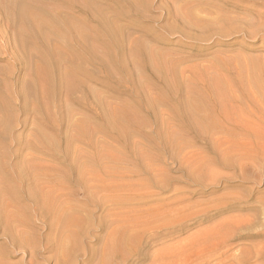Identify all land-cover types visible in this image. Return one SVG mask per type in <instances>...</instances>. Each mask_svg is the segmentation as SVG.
Returning a JSON list of instances; mask_svg holds the SVG:
<instances>
[{"label":"rangeland","instance_id":"1","mask_svg":"<svg viewBox=\"0 0 264 264\" xmlns=\"http://www.w3.org/2000/svg\"><path fill=\"white\" fill-rule=\"evenodd\" d=\"M2 1L4 2L5 0ZM2 1L0 2L2 8L0 9V17H2V10L5 6H8L7 8L11 11V8L14 10L18 3L16 2L14 4L11 3L12 0H6L3 4ZM18 1H20L18 4H22L23 8H26V6H28L27 2H30L31 0H23L26 2V6L23 4L24 2H22V0ZM79 1L81 3L76 0L79 8H68L56 5L57 2L55 3V1H50V4L48 2L46 6L51 10L50 13H57L62 10V19L61 16L57 17L61 25L59 30L61 29L60 33L62 40L58 37L57 39L55 36H52V40L50 41L53 43V46L55 45L56 49H59L58 52H62L61 55L59 53L58 57L61 60V66L69 68L73 64L71 67L74 66L77 70L75 72L76 75L78 74L76 76L77 83L78 78L81 80V83L79 80L80 85L79 83L77 84L80 87L77 86L79 91L82 90L81 84H83L85 80L84 84L87 89L85 90L84 87L82 88L86 92L81 91L79 93V91H74V89L72 91L74 95H71L69 91H66L65 87L63 89L60 84V86L58 85V82L56 81L60 80L57 79V74L53 75V78L56 77V81L52 78L54 80L52 83H57L55 84L56 86L51 84L49 89L46 82H41L34 77L33 66L38 65V59L35 57L37 56V53L35 52L36 55L33 54L34 56H30L28 59L27 63L29 62V65L27 64L26 69L21 70H19L18 64L13 60L0 58V99L5 98V103L0 100L3 104L2 106L0 103V106L2 107V109H0V126L3 125L0 127L1 133L3 134V127L6 129V131L3 130V139L2 136H0V156L2 153V156L0 157V165H7V168L4 167L5 165L3 167L9 172L11 171L13 174L18 170L24 169L23 171H27L28 173V171L31 172V168L34 170L36 167H40L39 169L45 167L44 170L43 168L39 170L40 172L43 171L42 173L37 170L38 168L35 169L36 172L35 170L31 172L35 178H31V173H28L29 182L32 184L35 179L34 183L37 185L34 183L33 185H35L38 190L41 191V194H43V206L41 204V207L38 206V209L36 204L32 201L30 202L27 197L26 199H24L25 196L22 198V193H19L14 197L18 199L21 195L19 198L21 201L19 199L18 201L16 199L12 200L14 204H17L18 206H15L14 204L12 205L13 202L11 200L6 202L7 207L8 205L10 206L8 207L9 210L6 205L1 208L2 205L0 204V209L6 207L4 212L3 210H0V216L5 214L7 217L5 218L3 215V220L0 217V264H151L153 250L160 248L164 244H170L168 258L169 264H264V172L261 168L256 167L253 161L251 159L249 160V157L248 159L246 158L249 156L247 152L240 153V149L244 150L245 148H248L245 149V151H249V147L247 146L248 138L246 137L247 121L246 117L244 118V116H242L243 114H247L248 103H244V109H240L237 102L235 100L233 101V96L236 95V92L238 91L233 92L235 86L232 87L233 85H236V81L240 78V75L244 76V74H247L245 72L250 66V60L248 59L251 56L247 58L248 62L244 57H247V54L251 55L254 53L255 55L252 54V56L260 58L261 60H258L262 62L264 58V49H262L263 52L261 50L251 51V49L248 48L250 45L249 38L241 32H237L236 28H238L240 24L237 20L239 18L235 19V17L240 13L230 12L229 9H231V6L227 5L226 7L222 5L219 3L220 0H132L135 4H133L134 2H131V0H95V2L92 0L91 4L89 3L91 0H86L88 2H85V0H83V2L82 0ZM31 3L33 4V1H31L29 5H32ZM131 5H133V7ZM97 6L99 10L97 9ZM28 9H30V6H28ZM88 9L90 10V13ZM220 9L222 10V13ZM225 9L226 13H224ZM84 10H86V12ZM217 10L219 11V14L217 13ZM64 11L65 13H63ZM99 11L101 12V14L99 13L100 15L97 13ZM91 12L93 13L91 14ZM12 13L13 11H11V14ZM221 14L224 16L222 17ZM13 15L15 16V14H12L11 16ZM102 15L103 18L101 19L103 20H99V16L102 17ZM219 15L221 18L218 17ZM230 15H232L231 17L233 19L229 18ZM63 17L66 21L68 18L70 19L67 23L71 21L72 27L70 26V23H68V25L64 21ZM217 17L218 20H221L217 21ZM224 17L228 20L226 18L223 20L222 18ZM1 20L0 29L1 27L4 29L8 24L7 26L5 25V19L2 18ZM11 20L16 21V18ZM109 21H112V23L114 21V23L109 24ZM228 21L230 24H228ZM99 22L108 24L101 25ZM2 23L3 26L1 25ZM13 23L15 22L13 21ZM111 24L114 26L113 29H116L117 27L116 31L111 29L113 27ZM115 25L117 26L115 27ZM74 26L75 29L77 28V31L74 30ZM110 26L111 28H109ZM106 27L112 31L111 34L113 39L106 34V31H104L105 33L102 32V30H106ZM7 28L9 29L10 27ZM226 28L229 29L227 30ZM8 29H6L7 33L10 32L12 35L15 34L13 26L10 28L11 30L9 29L10 31H8ZM233 29L235 31L234 33ZM117 30L119 31V35L117 34ZM120 31L123 34H121ZM102 33L103 38L101 36ZM116 34L119 36H117L118 40H115L117 39L115 37ZM71 36L73 39L70 38ZM106 37L107 40L105 39ZM111 40L114 42L116 41V43ZM102 41L104 43H102ZM111 43L115 44V46H112L113 44L111 45ZM85 44L88 45L93 52L91 56L88 55L89 57L82 54L84 56L80 57L81 59H74V61H71L67 58V54L64 53H68V49H71L72 47L77 48L79 51V48ZM138 45L144 47L140 46L143 51L137 50V48H139ZM117 46L119 48H117ZM133 49L135 50L134 52ZM151 50H153L152 53ZM154 51L155 53H153ZM30 52L33 53L32 51ZM148 52L151 54L149 55ZM135 53H140L138 54L139 57ZM239 54L242 55V57L244 56L243 58H240L242 60H236V58L240 56ZM99 57L102 58V62ZM132 58L135 62L131 61ZM135 58L139 59L136 60ZM67 61L70 63V66H68L69 63ZM137 61H140V63H138L140 66H137L138 64L136 65ZM234 61L237 64L241 63L240 65L244 67L241 68L239 64L237 66V68L240 67L238 68V72L240 73V69H242L243 74L241 73L239 75V73H235L236 71H234V69L237 68H234V66L237 64H233ZM242 61L248 63V68L246 66L247 69L242 65V63L245 65ZM36 62L37 64L33 65ZM105 62L108 65L105 64ZM261 62V66H264L262 65L264 63ZM226 63H228L229 66ZM78 64L79 66L76 67ZM79 67L80 70L78 69ZM79 74H84L86 77L83 78V75L80 76ZM164 74H168L166 75V78L162 77ZM237 74L239 78L237 77ZM126 75H130L131 77H128V79L126 78ZM207 75L210 76L208 77ZM136 77H138V79ZM246 77L247 76L245 75V77L242 78L244 79ZM145 81L146 83H144ZM233 81L235 84H233ZM245 81L247 82V78ZM139 82L143 85L141 84L140 86ZM247 83L244 84L246 86L244 87L246 93H248L246 88L247 90L249 89ZM86 84L88 87H86ZM167 84L168 90L166 88ZM138 85L140 86L139 90H141L143 86H146L143 88L147 89V91L144 89L146 92L143 90V93L140 94L141 91L138 90ZM45 86L49 89H47L49 92L46 90L47 93L50 94V92H52L51 89L53 92L55 91L54 93L52 92L53 95L50 94L49 96L45 93ZM187 86L188 89H186ZM169 88L171 90H169ZM7 89L9 91H7ZM22 89L27 92V107L25 108L20 106L22 103L20 100V90ZM62 90L66 91V95L69 96H67L68 98L65 95V91ZM196 90L198 95H200L201 92L200 96H202V98L195 96L197 93ZM211 90L213 93L216 91L217 96L219 95L221 97H217L216 94H214L217 98L215 96L212 98L211 96H213V93H211ZM184 91L185 93H183ZM67 92L69 94H67ZM162 92L165 93V96H163L164 94ZM223 94L225 96H222ZM145 95H148V97L146 98ZM168 95L170 96V98L168 97L169 99L167 98ZM173 95L174 97H172ZM189 95H191V97ZM150 96H154V101L156 99L157 103L155 102V105H152L154 101ZM158 96H163L166 100ZM192 96H194V98ZM204 96L207 97L208 100H206ZM203 97L206 101L203 100ZM70 98H72V100ZM144 98L147 99L146 103H148L149 98V107L146 103V106H143L145 101ZM183 98L184 100H182ZM190 98H192L191 101L194 100L193 103L198 102L199 100L201 101L195 104L201 108L203 114L201 112L200 114L208 118L205 127L204 125L198 124V126H200L199 128L196 123L192 124L185 118L188 116L186 115V111L188 112V110H186L187 108H185V106L187 107V105L185 104H188L189 101L187 102V100ZM221 98H223V100H221ZM160 99H163L165 104L162 103L163 100L161 101ZM202 100L204 102H202ZM140 101L141 103H139ZM176 101L184 106L181 104L179 105ZM191 101L189 104H192ZM231 101H233V103ZM200 103L203 104V106L206 103L212 104L211 106L206 104L207 107L205 105L206 108H203L206 110L203 111V106L201 107V105H199ZM215 103H217V105H215ZM5 104L7 107L9 106L12 108L8 107L7 111V107L4 109ZM101 104L104 109L101 107ZM233 104L235 106H233ZM137 106L142 107L138 108ZM179 107L181 108V111H179ZM210 107L212 109V111H210H214L213 113L209 111L213 114L212 116L209 112H206ZM67 108L69 109L68 111ZM176 108L178 112H180L178 115H176L178 113L175 111ZM234 108L235 110H233ZM237 108L240 109V113L244 111H246V113L239 114ZM170 109H175L172 110L173 112L171 111L173 114L175 113L174 115L169 111ZM236 110L241 117L240 119L245 121H237L236 119L238 115L236 113L232 115L233 117H229L233 112H236ZM181 112H185V114H181ZM206 113H209V115ZM45 114L51 119L45 116ZM116 114L120 117L118 120L115 119ZM3 115L7 117H4ZM67 116H69V119ZM125 116L127 118L129 117L128 120L131 121H127ZM176 116L179 117L176 118ZM4 119L6 120L5 125ZM140 119L141 121H139ZM181 119L184 121L186 120L189 126L185 123L186 121L184 122ZM49 120H52L53 124H51V121ZM70 120L71 122L75 121L71 124L74 129L71 128ZM107 121L108 125L111 124L108 126L109 128L107 127ZM100 122H102L103 125ZM78 123L80 125L82 124L83 127L84 124L87 123L85 124L84 129L88 128L86 125L89 126L90 124L92 126L91 129L93 127L96 128L92 129L94 131L91 130L90 132V127L86 129V131L84 130V135L82 134L83 136H81V138L79 137L80 141L82 137L83 142L84 139L86 140L85 143L82 142L83 144L78 142V136H75L78 135L76 133L78 132ZM96 123L100 124L97 126ZM121 123H123V125H121ZM240 123L242 124V127ZM56 124L57 128L55 129ZM8 126L10 127L8 128ZM100 126L102 128L105 127V129H102ZM123 127H126V129L124 128L126 132H122L124 135L119 133L120 136H122L120 137L118 132L123 131ZM100 128L104 131L102 132ZM226 128L228 130L227 132L225 131ZM127 129L130 130L128 131ZM169 129H171L174 134ZM37 130H41L42 132L44 130L43 133L45 134L48 132L50 134H48V136L51 138L54 135L51 141L56 138V142L55 140L53 142L58 144H55L57 150L58 147L64 151L67 150L68 152L66 151L65 153H67V157L69 156L68 158L73 159L75 155L77 159V156H82V160L79 157L80 160L77 159V162L79 166L81 165V167L84 166L83 168L91 170V176L88 175V173L84 176L85 178L90 176L86 178V184L88 183L87 185H90L91 187L87 185L85 187L80 183L78 184V181H75L78 178L77 176L76 179L65 178L64 173L68 172V169H66L68 161L67 163L65 161L64 163L66 164L64 165L63 163L61 164V162L57 163V159L56 161L53 159L50 160L35 152V147H38L40 142L46 144V141L44 142V140L47 137L45 134L46 137L44 135L42 137V134L40 135L42 132L39 133ZM71 130L74 131L72 132ZM238 130L240 131V134L237 133ZM52 132H55V134H52ZM171 132L172 134L170 135ZM73 133H75V135H73ZM86 133V136H91H88L89 138L86 137ZM127 133L130 134L126 137L125 135ZM34 134L38 136L36 137L38 138L37 140L40 139L42 141L38 142L35 140L36 138ZM71 134L74 137L71 136L70 138ZM236 134H239V138ZM172 135L175 136L173 137ZM178 135H181L183 138ZM65 137H67V139ZM175 137L178 138L175 139ZM51 138L46 139L50 141ZM75 138L76 141L73 142ZM115 138L118 140L116 141ZM147 138L149 139L148 141H146ZM34 140L37 141V145H35L36 143L34 144ZM88 140H92V143L89 142L93 147L89 144ZM245 140H247V142H245ZM26 141L29 146L26 145ZM28 142L33 143L34 146L30 147L32 144ZM86 142L88 143L86 144ZM20 143L22 145H20ZM69 143L70 145H73L70 146ZM67 144L68 146H66ZM74 145L76 146L74 147ZM68 147L71 148L69 149ZM61 149H59V152ZM101 149L102 151L104 150L103 153H100ZM63 150L62 152H64ZM76 150L78 155L75 153ZM105 151H108L110 154L108 155V152L105 154ZM59 152L58 155L63 154ZM79 153H82V155ZM84 153L87 155L85 156ZM102 154L103 158L101 157ZM246 154L247 156L245 157ZM110 155L113 156V159H111V161L113 160V163L111 161V163L109 162ZM120 158L122 159L119 160V163L117 159ZM150 159L153 160L151 161ZM86 160H88V162H86ZM223 160H225V162H223ZM103 164H106V167ZM108 164L112 168H109L110 166ZM152 164L153 166H151ZM253 164L254 166H252ZM113 166L117 167L116 170ZM49 167L52 170L48 169ZM101 168L102 170L105 169L103 170L104 172L100 170ZM46 170H51L50 174H52V176L47 173ZM97 170L101 172V177H104L106 181L112 180L111 177L113 178V175H111V173L117 171V175L116 177L114 175V181L105 183V179L103 178L104 181H102L99 177L100 172L98 171L99 173H97ZM36 173H40V176L38 177ZM43 173L45 175H42ZM59 173H61L60 176H58ZM107 175L108 180L106 178ZM91 180H95L96 182L92 183ZM89 181H91L90 183L93 184V186ZM110 182H113L112 186H110ZM95 183L97 184L95 185ZM49 185L51 187H49ZM82 185L86 188V191ZM99 185H103L108 189L101 190L99 187H96ZM88 188H91L90 191ZM118 189L120 190L118 191ZM107 190H110V192ZM103 191L105 192L104 194ZM108 196L109 198H107ZM58 204L61 206L59 207ZM11 206H13V208L17 207L16 210L11 208ZM24 207L25 210L23 209ZM33 209L35 210L33 211ZM14 210L17 212H14ZM12 211L18 218L12 215ZM6 212L8 215H11L8 217ZM58 216L59 218H57ZM63 217L65 219H63ZM4 219H7V221L4 222ZM40 219H42V222ZM56 219L60 221L58 222ZM1 220L5 224L1 222ZM9 220H12V222L10 223ZM107 222L108 224H106ZM66 224H68L69 227ZM119 224L121 225L119 226ZM116 225L118 227H116ZM62 226L65 228H62ZM112 226L116 228H113ZM52 227H55L56 229H53ZM110 228L113 230L109 231ZM64 229L69 230L65 232ZM14 230H16V232ZM29 231L31 232L29 233ZM112 233L113 236L123 235L127 241H132L133 237L140 238L139 252H134L130 249V242L128 241L129 243L127 242V247L125 246L120 250H116L118 253L113 254L112 252L108 254V252L104 250V245L105 243L106 245L110 243L112 240ZM56 240H59V243ZM56 244L59 246L63 244V248L65 247L66 249H63L64 251L60 252V249ZM35 245H37V247H35ZM102 250H104V252ZM66 261H68V263Z\"/></svg>","mask_w":264,"mask_h":264},{"label":"bare ground","instance_id":"2","mask_svg":"<svg viewBox=\"0 0 264 264\" xmlns=\"http://www.w3.org/2000/svg\"><path fill=\"white\" fill-rule=\"evenodd\" d=\"M2 1V0H1ZM0 1V2H1ZM6 1V0H5ZM5 1L3 2L2 1V3L4 4L5 3ZM9 1H11V0H9ZM12 1H14V0H12ZM11 1V3H16V2H20V1H18V0H15L14 2H12ZM31 1H33V4L32 5H29L30 4V2ZM30 2H29V4H28V2H27V5L28 6H30V9H28V6H26V2L25 1H23L22 0V2H24L23 4H25V6H26V8L24 7L23 8V6H22V4L20 5V4H18L17 3V5H16V7L14 8V10L11 8V11H13V13L12 14H15V16L13 17V16H11L12 14H11V11H9V9L5 6L4 7V5H3V10H2V17H0L1 19L3 18V19H5V25L7 26V24H8V26L7 27H10V28H12V26L14 27V29H15V34L14 35H12L10 32H8L7 33V30L6 29H8L7 27L6 28H2L1 27V29H0V58L1 59H4V58H7V59H10V60H13L14 62H16L17 64H18V67H19V70H21V69H26V66H27V64L29 63H27V61H28V59L30 58V56H32L33 54H35V53H37V56H35L37 59H38V65H36L37 64V62L35 63V64H33V65H36V66H33L34 67V73L33 74H35L34 75V77H36L38 80H40L41 82L43 81V82H46V84L48 85V88L50 89V85L51 84H54V83H52V81H54L55 80V78L56 77H54L53 78V75L54 74H57L56 76H58V78L57 79H59L60 81H56V82H58V85L60 84L61 85V87H63V89H64V87H65V89H66V91H69V93L72 95L73 93H72V91L74 90V91H79L78 90V88H77V86L79 87V85H80V83H81V80L78 78V83H79V80H80V83H79V85H77L78 83H77V78H76V76L78 75H76L75 74V72L77 71L76 69H75V67L73 66V67H71L70 66V63L68 64V66H70L69 68H67V67H62L61 66V60H60V58H58L59 57V53L60 52H58V48L56 49V47H55V45L53 46L52 44V42L50 41V40H52V36H55L56 38L58 37L60 40H62L61 38V33H60V30H59V28L61 27V25H60V21H58V16H61V19H62V10L61 11H58L56 14L53 12H51L50 13V11L51 10H49V8H47V6H46V4L49 2V4H50V1H55V3L57 2V4L56 5H60V6H63V7H68V8H79V5H78V3L76 2V0L74 1V0H31ZM123 1V0H122ZM21 2V3H22ZM78 2L79 3H81L79 0H78ZM82 2H83V0H82ZM85 2H88V1H86L85 0ZM91 2H92V0L89 2L90 4H91ZM93 2H95V0L93 1ZM127 2V1H126ZM128 2H130V1H128ZM131 2H134V1H132L131 0ZM141 2V1H140ZM7 3V2H6ZM10 3V4H11ZM219 3H221L222 5H224V6H226L227 7V5L228 6H231L230 8L231 9H229L230 10V12H235V13H240V14H238V16H236L235 17V19H237V18H239V19H237L238 20V22H239V24H240V26H238V28H236V30H237V32H241L243 35H245V36H247V38H249V47L248 48H250L251 49V51H259V50H261L262 51V49H264V0H220V2ZM9 4V5H10ZM54 4V3H53ZM126 4H128V3H126ZM133 4H135V2L133 3ZM142 4V3H141ZM218 4V3H217ZM6 5V4H5ZM8 5V4H7ZM83 5H84V3H83ZM95 5V4H94ZM12 6V5H11ZM50 6V5H49ZM54 6V5H53ZM129 6H130V4H129ZM132 7H133V5H131ZM139 6V5H138ZM220 6V5H219ZM10 7V6H9ZM51 7V6H50ZM58 7V6H57ZM92 7H93V4H92ZM134 7H135V5H134ZM6 8V9H5ZM52 8V7H51ZM81 8V7H80ZM83 8V7H82ZM91 8V7H90ZM104 8V7H103ZM102 8V9H103ZM0 9H2L1 8V6H0ZM93 9V8H92ZM97 9L99 10V8H98V6H97ZM53 10V9H52ZM89 10V9H88ZM221 10V9H220ZM85 12H86V10H84ZM94 11V10H93ZM101 11V10H100ZM97 12L98 14L100 13L101 14V12ZM103 11H104V9H103ZM226 11V9L224 10V13H226L225 12ZM95 12H96V10H95ZM94 12V13H95ZM1 13V12H0ZM63 13H65V11L63 12ZM89 13H90V10H89ZM93 12H91V14H92ZM96 13V14H97ZM191 13V12H190ZM217 13L219 14V11L217 10ZM221 13H222V10H221ZM227 13H228V11H227ZM66 14H68V13H66ZM71 14V13H70ZM95 14V15H96ZM99 14V15H100ZM102 14H104V13H102ZM64 15V14H63ZM229 15V14H228ZM236 15V14H235ZM239 15H241V16H239ZM96 16H98V15H96ZM104 16H106L105 14H104ZM221 16L223 17L224 15H222L221 14ZM232 15H230V17L229 18H232L231 17ZM16 18V21L15 20H13L15 23H13V21L11 20V19H13V18ZM65 17H66V15H65ZM76 17V16H75ZM218 17H220V15L218 16ZM218 17H217V21H219V20H221V19H219L218 20ZM67 18V17H66ZM71 18H73V17H71ZM101 18H103V15H102V17H100L99 16V20L101 19ZM107 18V17H106ZM210 18V17H209ZM211 18H212V16H211ZM210 18V19H211ZM221 18V17H220ZM226 17H224V18H222L223 20L225 19ZM0 19V20H1ZM63 19H64V21L67 23V21L68 20H70L69 18H68V20L66 21V19L63 17ZM76 19H77V17H76ZM108 19V18H107ZM111 19V18H110ZM194 19H195V17H194ZM227 19V18H226ZM233 19V18H232ZM101 20H103V19H101ZM112 20V19H111ZM209 20V19H208ZM223 20H222V23H223ZM228 20V19H227ZM227 20H225V21H227ZM73 21V20H72ZM83 21V20H82ZM97 21V20H96ZM224 21V22H225ZM235 21V20H234ZM1 22H2V20H1ZM0 22V23H1ZM3 22H4V20H3ZM7 22V23H6ZM101 22V21H100ZM99 22V24H106V23H100ZM212 22V21H211ZM229 22V21H228ZM232 22V21H231ZM68 23H70V26H71V21L70 22H68ZM67 23V24H68ZM73 23H75V22H73ZM110 23H112V21L110 22L109 21V24ZM113 23H114V21H113ZM112 23V24H113ZM204 23H206V22H204ZM226 23V22H225ZM79 24V23H78ZM108 24V23H107ZM106 24V25H107ZM111 24V25H112ZM228 24H230V22L228 23ZM238 24V25H239ZM2 26H3V23L1 24ZM65 25V24H64ZM69 25V24H68ZM75 25V24H74ZM82 25V24H81ZM100 25V26H101ZM208 25V24H207ZM225 25V24H224ZM232 25V24H231ZM230 25V26H231ZM233 25H234V23H233ZM76 26V25H75ZM75 26H74V30L75 31H77L76 29H75ZM113 26V25H112ZM117 25H115V27H116ZM229 26V25H228ZM64 27H66V26H64ZM72 27V26H71ZM70 27V28H71ZM104 27H105V25H104ZM9 28V29H10ZM63 28V27H62ZM101 28V27H100ZM108 27H106L105 29L106 30H102V32L103 33H105L104 31H106V34L107 35H109V36H111V38L113 39V37H112V31L111 30H109V29H107ZM109 28H111V26L109 27ZM114 28V26L111 28V29H113ZM119 28V27H118ZM225 28V27H224ZM231 28V27H230ZM232 28H234V27H232ZM8 29V31H10ZM64 29V28H63ZM62 29V30H63ZM116 29H117V27H116ZM116 29H113L114 31H116ZM227 30L229 29V28H226ZM13 30V29H12ZM73 30V31H74ZM101 30V29H100ZM119 30H120V28H119ZM231 30V29H230ZM67 31H68V29H67ZM72 31V32H73ZM74 31V32H75ZM111 31V32H110ZM113 31V32H114ZM118 30H117V34H118ZM121 32V31H120ZM222 32V31H221ZM235 31H234V29H233V33H234ZM236 32V33H237ZM11 35H10V34ZM14 33V32H13ZM70 33V32H69ZM101 33V32H100ZM103 33L101 34V36L103 35ZM115 33V32H114ZM114 33H113V35H114ZM68 34V33H67ZM73 34H75V33H73ZM116 34V38L117 39H115V37H114V39L115 40H118V35ZM121 34H123L122 32H121ZM239 34V33H238ZM69 35V34H68ZM118 36V37H117ZM121 37V36H120ZM57 38V39H58ZM71 39H73L72 38V36L70 37ZM102 38H103V36H102ZM110 38V37H109ZM110 38V39H111ZM64 39V38H63ZM77 39V38H76ZM106 40H107V37L105 38ZM75 40V39H74ZM81 40V39H80ZM101 40V39H100ZM141 40V39H140ZM112 42H114L113 40H111ZM110 41V42H111ZM138 41V40H137ZM60 42V41H59ZM84 42V41H83ZM118 42V41H117ZM119 42H121V41H119ZM142 42V41H141ZM68 43V42H67ZM102 43H104L103 41H102ZM114 43H116V41L114 42ZM133 43V42H132ZM113 43H111V45H112ZM67 45V44H66ZM132 45V44H131ZM142 45V44H141ZM141 45H138L139 46V48H137V50L139 51V50H141V47H143V46H141ZM94 46V45H93ZM103 46H104V44H103ZM112 46H115V44H113ZM111 46V47H112ZM133 46H135V45H133ZM132 46V47H133ZM141 46V47H140ZM150 47V46H149ZM67 48V47H66ZM117 48H119L118 46H117ZM133 48H135V47H133ZM144 48V47H143ZM142 48V49H143ZM151 48V47H150ZM149 48V49H150ZM80 50L78 51V49L77 48H71V49H68L69 51H68V53L67 52H64V53H66L67 54V58H69L71 61H74V59H81L80 57H82V56H84V55H82V54H85V55H87V57H89L88 55H90L91 56V54L93 53L92 52V50L89 48V46L88 45H82L80 48H79ZM145 49H146V47H145ZM144 49V50H145ZM30 51H32L33 53H31ZM63 51V50H62ZM110 51V50H109ZM135 50L133 49V52H134ZM141 51H143V50H141ZM140 51V52H141ZM149 51V50H148ZM152 51L153 50H151V53H152ZM35 52V53H34ZM112 52V51H111ZM137 52V51H136ZM145 52V51H144ZM147 52V51H146ZM263 52V51H262ZM62 53V52H61ZM61 53H60V55H61ZM109 53V52H108ZM113 53V52H112ZM149 53V52H148ZM148 53H145V54H148ZM151 53H149V55L151 54ZM153 53H155V51L153 52ZM157 53V52H156ZM251 53V52H250ZM135 54H140V53H135ZM252 54H254V53H252ZM252 54L251 55H246L247 57H244L246 60H247V58L249 57V56H251V57H249V59L248 60H250V66H249V68H248V60H247V62L245 61H242V62H244L245 63V65L242 63V65L243 66H245V68H246V66H247V70H246V72L245 73H247V74H244V76H241L240 74L242 73L243 74V70L242 69H240V73L238 72L239 71V69L238 68H244V67H242L239 63V65H240V67H238L237 68V66H238V64L237 63H235V61H234V63L233 64H237L236 66H234V68H237V69H234V71H236L235 73H239V75H240V78L238 77V74H237V77L239 78L237 81H236V85H233V84H235V82L233 83V84H231V85H233L232 87H234L235 86V88H236V86H237V90L234 88V91L233 92H235V91H238V92H236V95H237V97H236V95H234L233 96V101L235 100L236 102H237V105H238V107L240 108V109H242L243 108V106L245 105L244 103H248V111H247V114L245 115V114H243L242 116H244V118L246 117V121H247V138H248V142H247V140H245V142H247L248 143V145H247V143H246V145L249 147V151H245V149H248V148H245V146H244V150H241L240 149V153H242V152H247L248 153V155L249 156H247V154L245 155V157L248 159V157H249V160L251 159L252 161H253V163L255 164V166L256 167H259V168H261V170H263V172H264V66H261V64H260V58H257V57H255V56H252ZM36 55V54H35ZM64 55V54H63ZM105 55V54H104ZM143 55V54H142ZM149 55H147V56H149ZM240 55V54H239ZM255 55V54H254ZM260 55V54H259ZM34 56V55H33ZM97 56V55H96ZM135 56V55H134ZM152 56V55H151ZM151 56H150V59H151ZM235 56H237V55H235ZM261 56V55H260ZM264 56V55H263ZM138 57H139V55H138ZM145 57V56H144ZM155 57V56H154ZM239 57V58H238ZM237 58H236V60H239L241 57H242V55H240V56H238ZM242 57V58H243ZM33 58V57H32ZM97 58V57H96ZM100 58V57H99ZM106 58V57H105ZM63 59V58H62ZM95 59V58H94ZM118 59V58H117ZM136 59V58H135ZM139 59V58H138ZM138 59H136V60H138ZM244 59V60H245ZM258 59H260V60H258ZM100 60H101V62H102V58H100ZM113 60V59H112ZM142 60V59H141ZM233 60V59H232ZM240 60H242V59H240ZM30 61V60H29ZM65 61V60H64ZM70 61V62H71ZM115 61V60H114ZM131 61H134L133 60V58L131 59ZM160 61V60H159ZM258 61H260V62H258ZM135 62V61H134ZM133 62V63H134ZM162 62V61H161ZM223 62H224V60H223ZM229 62H231V61H229ZM236 62H239V61H236ZM241 62V61H240ZM263 63H264V58H263V61H262ZM261 62V63H262ZM73 63V62H72ZM104 63V62H103ZM103 63H102V65H103ZM138 63H140V61L138 62H136V65L138 64ZM232 63H230V64H232ZM247 63V64H246ZM76 64H77V62H76ZM83 64V63H82ZM105 64H107L106 62H105ZM157 64H158V62H157ZM156 64V65H157ZM227 65H228V63H226ZM260 64V65H259ZM29 65V64H28ZM108 65V64H107ZM262 65H264V64H262ZM76 66V65H75ZM79 66V64L76 66V67H78ZM137 66H140V64H138ZM158 66V65H157ZM224 66H226V65H224ZM229 66V65H228ZM227 66V67H228ZM261 66V67H260ZM32 67V66H31ZM30 67V68H31ZM32 67V68H33ZM230 67H231V65H230ZM107 68V67H106ZM122 68V67H121ZM138 68V67H137ZM162 68V67H161ZM79 70H80V67L78 68ZM110 69V68H109ZM108 69V70H109ZM124 69V68H123ZM170 69H171V67H170ZM30 70V69H29ZM32 70V69H31ZM122 70V69H121ZM163 70V69H162ZM168 70V69H167ZM174 70H175V68H174ZM219 70V69H218ZM232 70V69H231ZM125 71V70H124ZM137 71H138V69H137ZM220 71V70H219ZM229 71H230V69H229ZM79 72V71H78ZM81 72V71H80ZM132 72V71H131ZM86 73V72H85ZM165 73V72H164ZM87 74V73H86ZM80 75V74H79ZM81 75H83V78L84 77H86V76H84V74H81ZM80 75V76H81ZM138 75V74H137ZM165 75V76H164ZM162 77H165L166 78V75H168V74H164ZM245 75L247 76L246 78H247V82L245 81V79L246 78H242V77H245ZM87 76H88V74H87ZM127 76V75H126ZM173 76V75H172ZM208 77L210 76V75H207ZM219 76V75H218ZM89 77V76H88ZM87 77V78H88ZM128 77H131L130 75L129 76H127L126 78H128ZM214 77V76H213ZM230 77V76H229ZM54 80H53V79ZM82 78V79H83ZM86 78V79H87ZM137 79H138V77H136ZM216 78V77H215ZM231 78V77H230ZM88 79H90V78H88ZM129 79V78H128ZM170 79V78H169ZM208 79H210V78H208ZM232 79V78H231ZM243 79V80H242ZM37 80V81H38ZM84 80V79H83ZM136 80V79H135ZM226 80H227V78H226ZM230 80V79H229ZM39 81V82H40ZM132 81V80H131ZM133 81H134V79H133ZM143 81V80H142ZM162 81V80H161ZM164 81H165V79H164ZM249 85V91L247 90V88H246V91L248 92V93H246L245 92V89H244V87H246L244 84H246L245 82ZM136 82V81H135ZM141 82V81H140ZM139 82V83H140ZM209 82H210V80H209ZM221 82V81H220ZM85 80H84V82H83V84H81V86L82 87H84L85 88ZM144 83H146V81L144 82ZM169 83V82H168ZM173 83H175V82H173ZM228 83H230V82H228ZM231 83H232V80H231ZM55 84H57V83H55ZM54 84V85H55ZM141 84L142 83H140V86H141ZM172 84V83H171ZM188 84H190V83H188ZM207 84V83H206ZM222 84V83H221ZM224 84V83H223ZM6 85V84H5ZM53 85V86H54ZM59 85V86H60ZM84 85V86H83ZM87 85V84H86ZM143 85V84H142ZM146 85V84H145ZM166 85V84H165ZM175 85H177V84H175ZM194 85V84H193ZM208 85V84H207ZM206 85V86H207ZM50 86V87H49ZM56 86V85H55ZM58 86V87H59ZM139 86V85H138ZM137 86V87H138ZM140 86L138 87V90L140 89ZM170 86V85H169ZM178 86V85H177ZM176 86V87H177ZM185 86V85H184ZM209 86V85H208ZM8 87V86H7ZM43 87V86H42ZM60 87V88H61ZM81 87V91H83V92H86L85 90L87 89V88H85V90H83V88ZM86 87H88V85L86 86ZM136 87V88H137ZM143 87H146V86H143ZM142 87V88H143ZM166 87V86H165ZM172 87H173V85H172ZM180 87V86H179ZM182 87V86H181ZM46 88V89H45ZM45 90L44 91H46L48 88L45 86ZM53 88V87H52ZM59 88V89H60ZM80 88V87H79ZM141 88V90H139V91H141V93L140 94H142L143 92V90L145 89V88H143L142 89ZM167 90H168V84H167ZM186 88V87H185ZM200 88V87H199ZM210 88V87H209ZM212 88V87H211ZM219 88H221V87H219ZM6 89V88H5ZM43 89V88H42ZM48 89V90H49ZM62 89V88H61ZM60 89V90H61ZM174 89V88H173ZM178 89V88H177ZM180 89V88H179ZM186 89H188V86H187V88ZM185 89V90H186ZM193 89V88H192ZM196 89V88H195ZM216 89V88H215ZM226 89V88H225ZM11 90V89H10ZM47 90V91H48ZM146 91H147V89H145ZM144 90V91H145ZM166 90V91H167ZM169 90H171L170 88H169ZM175 90V89H174ZM184 90V89H183ZM212 90H213V88H212ZM211 90V91H212ZM220 90V89H219ZM7 91H9L8 89H7ZM47 91L45 92V93H47ZM51 91L53 92V90L51 89ZM62 91H65V90H62ZM66 91H65V95H66ZM81 91H79V93L81 92ZM89 91V90H88ZM138 91V92H139ZM145 91V92H146ZM192 91V90H191ZM210 91V92H211ZM226 91V90H225ZM49 92V91H48ZM52 92H50V94H52ZM55 92V91H54ZM53 92V93H54ZM145 92H144V94H145ZM168 92V91H167ZM170 92V91H169ZM193 92V91H192ZM196 92H197V90H196ZM200 92V91H199ZM210 92H208V93H210ZM231 92V91H230ZM64 93V92H63ZM68 92H67V94H69ZM75 93H77V92H75ZM148 93V92H147ZM146 93V94H147ZM163 93V92H162ZM173 93V92H172ZM181 93V92H180ZM183 93H185V91L183 92ZM211 93H213V91L211 92ZM238 93V94H237ZM4 94V93H3ZM42 94V93H41ZM44 94V93H43ZM49 96H50V94L49 93H47ZM96 94V93H95ZM164 95L163 96H165V93H163ZM168 94V93H167ZM166 94V95H167ZM188 94V93H187ZM204 94V93H203ZM214 94H216V91L213 93V96H211L212 98H214ZM220 94V93H219ZM230 94V93H229ZM246 94H249V95H246ZM29 95V94H28ZM46 95V94H45ZM53 95V94H52ZM74 95V94H73ZM152 95V94H151ZM183 95V94H182ZM194 95V94H193ZM200 95H201V92H200ZM200 95H198V92L196 93V95L195 96H198V97H201L202 98V96H200ZM68 95H66V97H67ZM82 96V95H81ZM80 96V97H81ZM101 96V95H100ZM163 96H158V97H162L163 98ZM170 96H171V94H170ZM170 96L168 95L167 96V98L169 97L170 98ZM176 96V95H175ZM181 96V95H180ZM190 97H191V95H189ZM188 96V97H189ZM216 96H217V94H216ZM215 96V97H216ZM219 96V95H218ZM217 96V97H218ZM222 96H225L224 94L222 95ZM4 97V96H3ZM2 97V98H3ZM69 97V96H68ZM67 97V98H68ZM71 97V96H70ZM140 97H142V96H140ZM144 97V96H143ZM145 97L147 98L148 97V95H145ZM150 97H152V96H150ZM172 97H174V95L172 96ZM193 98H194V96H192ZM205 97V96H204ZM204 97H203V100H204ZM216 97V98H217ZM219 97H221V96H219ZM227 97V96H226ZM236 97V98H235ZM1 98V97H0ZM8 98V97H7ZM95 98V97H94ZM154 98V96L152 97V99ZM155 98H157V97H155ZM168 98V99H169ZM185 98V97H184ZM184 98L182 99V100H184ZM206 98V100H208L207 99V97H205ZM209 98V97H208ZM211 98V99H212ZM27 92L26 91H23V89L22 90H20V100H21V107L22 108H25V107H27ZM71 100H72V98H70ZM76 99V98H75ZM81 99V98H80ZM142 99V98H141ZM145 99V98H144ZM151 99V98H150ZM164 100H166V98L164 97L163 98ZM162 99V100H163ZM186 99H188V98H186ZM191 99L192 98H190L189 100H187V102L189 101H191ZM220 99V98H219ZM227 99V98H226ZM229 99V98H228ZM1 101H4L5 100V98L4 99H0ZM47 100V99H46ZM100 100H102V99H100ZM140 100V99H139ZM146 100L147 99H145V101H144V105L143 106H146V104L148 105V103H149V98H148V103H146ZM161 100V99H160ZM161 100V101H162ZM164 100H163V102L162 103H164L165 104V102H164ZM181 100V101H182ZM202 100V102H204V101H206V100H204L203 101ZM221 100H223V98H221ZM230 100H232V99H230ZM0 101V103L2 104V102ZM73 101H75V100H73ZM153 101H154V99H153ZM179 101V100H178ZM178 101H176V102H178ZM193 101L194 100H192L191 102H192V104H189V102H188V104H185V105H187V107L185 106V108H187L186 110H188V112L186 111V115H188L187 117H185L186 119H187V121L188 122H190V123H196L197 124V126H198V124H200V125H204V127L206 126V123H207V121H208V118L206 117V116H204V115H201L200 114V112H201V108L197 105V104H195V103H198V102H201L200 100L198 101V102H195V103H193ZM197 101V100H196ZM214 101V100H213ZM228 101V100H227ZM233 101H231L232 103H233ZM247 101V102H246ZM7 102V101H6ZM84 102V101H83ZM87 102V101H86ZM104 102V101H103ZM142 102H143V100H142ZM151 102H152V100H151ZM155 102H156V99H155V101L153 102V104L152 105H155ZM180 102V101H179ZM178 102V104L180 105L181 103H179ZM183 102H185V101H183ZM207 102H209V101H207ZM212 102V101H211ZM4 103H5V101H4ZM139 103H141V101L139 102ZM146 103V104H145ZM157 103V102H156ZM161 103V104H162ZM186 103V102H185ZM221 103V102H220ZM226 103V102H225ZM229 103V102H228ZM0 104V105H1ZM42 104V103H41ZM103 104V103H102ZM102 104H101V107H102ZM143 104V103H142ZM141 104V105H142ZM159 104V103H158ZM157 104V105H158ZM206 104H208L209 106H211V104L212 103H206ZM205 104V105H206ZM222 104V103H221ZM8 105V104H7ZM140 105V104H139ZM151 105V106H152ZM170 105V104H169ZM181 105H183V104H181ZM199 105H201V107L203 106V104H199ZM205 105L202 107V109L203 108H206L207 107V105H206V107H205ZM215 105H217V103H215ZM219 105V104H218ZM224 105V104H223ZM231 105V104H230ZM2 106H3V104H2ZM184 106V105H183ZM182 106V107H183ZM208 106V107H209ZM213 106V105H212ZM220 106V105H219ZM218 106V107H219ZM233 106H235L234 104H233ZM7 106H6V104H5V106H4V109L6 108ZM9 107V106H8ZM8 107H7V111H8ZM133 107V106H132ZM138 107V106H137ZM140 107V106H139ZM138 107V108H139ZM142 107V106H141ZM140 107V108H141ZM148 107H149V105H148ZM153 107V106H152ZM152 107H151V109H152ZM156 107V106H155ZM159 107H161V106H159ZM158 107V108H159ZM225 107V106H224ZM226 107H227V105H226ZM225 107V108H226ZM232 107V106H231ZM9 108H12V107H9ZM43 108V107H42ZM66 108V107H65ZM103 109H104V107H102ZM170 108V107H169ZM180 108V107H179ZM178 108V109H179ZM246 108V107H245ZM0 109H2V107L0 106ZM44 109V108H43ZM42 109V110H43ZM71 109V108H70ZM146 109H147V107H146ZM167 109V108H166ZM220 109V108H219ZM228 109H229V106H228ZM238 109V108H237ZM240 109H238V111L240 110ZM244 109V108H243ZM11 110V109H10ZM13 110V109H12ZM69 109L67 108V111H68ZM102 110V109H101ZM137 110V109H136ZM135 110V111H136ZM157 110V109H156ZM168 110V109H167ZM172 110H175V109H172ZM171 109L169 110L170 112L172 111ZM182 110H183V108H182ZM206 110V109H205ZM204 109H203V111H205ZM212 111V109H211V107L210 108H208V110L206 111V112H209V111ZM213 110H216V109H213ZM232 110V109H231ZM233 110H235V108L233 109ZM44 111V110H43ZM46 111V110H45ZM48 111V110H47ZM176 113L178 112V110H177V108H176ZM179 111H181V108H180V110ZM210 111V112H211ZM218 111V110H217ZM228 111V110H227ZM226 111V112H227ZM242 111V110H241ZM244 111V110H243ZM92 112V111H91ZM95 112V111H94ZM99 112V111H98ZM104 112V111H103ZM131 112V111H130ZM156 112V111H155ZM173 112V111H172ZM171 112V113H172ZM209 112V113H210ZM214 112V111H213ZM213 112H211V113H213ZM221 112H222V110H221ZM224 112V111H223ZM231 112V111H230ZM249 112V113H248ZM11 113V112H10ZM46 113V112H45ZM48 113V112H47ZM50 113V112H49ZM66 113V112H65ZM71 113V112H70ZM100 113V112H99ZM182 113H184L185 114V112H181V114ZM202 114H203V112H201ZM209 113H206V114H208L209 115ZM210 113V114H211ZM229 113V112H228ZM234 113H236L237 115H238V113H237V110H236V112H233V114H231V116H229V117H233L232 115H234ZM242 113H246V111H244V112H242ZM242 113H240V111H239V114H242ZM4 114V113H3ZM68 114V113H67ZM134 114H136V113H134ZM173 114V113H172ZM175 114V113H174ZM173 114V115H174ZM178 114H180V112H178L176 115H178ZM183 114V115H184ZM221 114V113H220ZM224 114H226V113H224ZM65 115V114H64ZM97 115V114H96ZM133 115V114H132ZM213 114H211V116H212ZM219 115V114H218ZM217 115V116H218ZM228 115V114H227ZM226 115V116H227ZM237 115H236V117H237ZM2 116V115H1ZM4 116V115H3ZM45 116H47V114H45ZM98 116H99V114H98ZM215 116V115H214ZM221 116V115H220ZM224 116V115H223ZM226 116H225V118H226ZM4 117H7V116H4ZM47 117H49V116H47ZM46 117V118H47ZM68 117V119H69V116H67ZM89 117V116H88ZM126 117V116H125ZM125 117H124V119H125ZM175 117V116H174ZM177 117H179V116H176V118ZM181 117H182V115H181ZM184 117V116H183ZM50 118V117H49ZM120 117H118L117 116V114L115 115V119L116 120H118ZM127 118V117H126ZM129 118V117H128ZM128 118L126 119L127 121H131V120H128ZM215 118V117H214ZM225 118H223V119H225ZM239 118V119H238ZM241 117L238 115V117H237V121L238 120H241L240 119ZM243 118V117H242ZM7 119H9V118H7ZM51 119V118H50ZM53 119H54V117H53ZM100 119H102V118H100ZM142 119V118H141ZM141 119L139 120V121H141ZM180 119V118H179ZM183 119V118H182ZM181 119V120H182ZM213 119V118H212ZM5 120V119H4ZM125 120V121H126ZM134 120V119H133ZM2 121V120H1ZM49 121H51V124H53L52 123V120H49ZM87 121H89V120H87ZM126 121V122H127ZM138 121V122H139ZM180 121V120H179ZM182 121H184V120H182ZM186 121V120H185ZM184 121V122H185ZM187 121L185 122V123H187ZM223 121V120H222ZM243 121H245V120H243ZM242 120H241V122H243ZM5 122H6V120L4 121V125H5ZM46 122V121H45ZM67 122V121H66ZM70 122H71V120H70ZM72 122H75V121H72ZM72 122L70 123V125L72 124ZM76 122H78V121H76ZM79 122H81V121H79ZM84 122H85V120H84ZM103 122H105V121H103ZM135 122H137V121H135ZM215 122V121H214ZM229 122V121H228ZM240 122V121H239ZM50 123V122H49ZM48 123V124H49ZM88 123V122H87ZM87 123H85V124H87ZM101 124H102V122H100ZM100 123H98V124H100ZM128 123H131V122H128ZM127 123V124H128ZM142 123V122H141ZM2 124H3V122H2ZM47 124V125H48ZM67 124V123H66ZM79 124V123H78ZM85 124H84V127H83V125L81 124H79V126L77 127L78 128V132H76L78 135H75V133H73V135H75V136H78V142H80V143H82L83 141H82V139H83V137H82V139H81V141L79 140L80 138H81V136H83L84 135V130L86 131V129H88L89 127H90V130H89V132L92 130V129H96V128H92L91 129V124L88 126V125H86V127H88V128H86V129H84L85 128ZM97 124V123H96ZM98 124H97V126H98ZM126 124V125H127ZM137 124V123H136ZM143 124V123H142ZM228 124V123H227ZM230 124V123H229ZM241 124V123H240ZM7 125V124H6ZM41 125V124H40ZM46 125V124H45ZM92 125H94V124H92ZM103 125V124H102ZM109 125H111V124H109ZM108 125V121H107V127L109 126ZM121 125H123V123H121ZM124 125H125V122H124ZM132 125V124H131ZM130 125V126H131ZM133 125H134V123H133ZM187 125L189 126V124L187 123ZM231 125H232V123H231ZM3 126V125H2ZM2 126H0V127H2ZM43 126V125H42ZM54 126V125H53ZM72 126V125H71ZM191 126H193V125H191ZM209 126V125H208ZM6 127V126H5ZM10 126H8V128H9ZM40 127V126H39ZM39 127H37V128H39ZM51 127H52V125H51ZM95 127H96V125H95ZM101 127V126H100ZM106 127V128H107ZM128 127V126H127ZM170 127V126H169ZM199 128H200V126H198ZM231 127V126H230ZM233 127V126H232ZM237 127H238V125H237ZM241 127H242V124H241ZM7 128V127H6ZM36 128V129H37ZM42 128V127H41ZM57 128V124H56V126H55V129ZM72 129H74L73 128V126L71 127ZM102 128V127H101ZM100 128V130L102 131V129H105V127H103L102 129ZM109 128V127H108ZM126 127H123L122 129H123V131H119V130H116V131H119L118 132V134L119 133H122V132H126ZM129 128V127H128ZM132 128V127H131ZM167 128V127H166ZM175 128V127H174ZM190 128H192V127H190ZM210 128V127H209ZM2 129V128H1ZM11 129V128H10ZM52 129V128H51ZM121 129V128H120ZM172 129V128H171ZM171 129H169L170 131H172ZM176 129V128H175ZM206 129H208V128H206ZM211 129V128H210ZM229 129V128H228ZM3 130H5L6 131V129H4V127H3ZM2 130V132H3V134L1 133V131H0V136H2V139H3V137H4V131ZM8 130V129H7ZM12 130V129H11ZM42 130V129H41ZM38 131L37 130V132H42V131ZM54 130V129H53ZM70 130V129H69ZM107 130V129H106ZM125 130V131H124ZM128 131L130 130V129H127ZM203 130V129H202ZM72 132L74 131V130H71ZM88 131V130H87ZM92 131H94V130H92ZM97 131H99V130H97ZM100 131V132H101ZM104 131V130H103ZM102 131V132H103ZM176 131V130H175ZM193 131V130H192ZM226 132L228 131L227 130V128H226V130H225ZM230 131V130H229ZM9 132V131H8ZM7 132V133H8ZM33 132H36V131H33ZM43 132H44V130H43ZM40 133V135L42 134V137H43V135L45 134V133ZM46 132V131H45ZM64 132V131H63ZM113 132H115V131H113ZM166 132V131H165ZM173 132V131H172ZM172 132L170 133V135L172 134ZM231 132V131H230ZM233 132H234V130H233ZM62 133V132H61ZM124 133H122V135H124ZM195 133V132H194ZM200 133H201V131H200ZM237 133H239L240 134V131L238 130L237 131ZM48 132L44 135L47 139L48 138H51L50 136H48ZM52 134H55V132L53 133L52 132ZM57 134V133H56ZM70 134V133H69ZM68 134V135H69ZM83 134V135H82ZM90 134V133H89ZM117 134V133H116ZM128 134H130V133H127L125 136L127 137V135ZM173 134H174V132H173ZM176 134V133H175ZM227 134H230V133H227ZM239 134H236L237 135V137L239 138ZM9 135V134H8ZM39 135V134H38ZM50 135V134H49ZM72 134L70 135V138H71V136H73ZM87 135V133L85 134V136ZM97 135V134H96ZM205 135H206V133H205ZM232 135V134H231ZM14 136V135H13ZM12 136V137H13ZM34 136H35V138L36 137H38V136H36L35 134H34ZM54 136V135H53ZM53 136H52V138L50 139V141H48L45 137V140H44V142L46 143V144H44V143H42V142H40V141H42V140H37L38 138H36L35 140H37L38 142H40V144H38V143H36L37 141H35L34 142V144L35 145H37L38 144V147H35V152L36 153H39L40 155H43L44 156V158L45 157H47L48 159H53V160H55L56 161V159H57V163H60L61 162V164L63 163L64 165L67 163V161H68V166H67V168L66 169H68V172L67 173H64V176H65V178H68V179H71V178H77L75 181H78V184L80 183V184H83L85 187H86V185L88 184H86V178L87 177H90L91 175H90V171L91 170H87L86 168H83L84 166H82L81 167V165L79 166L78 165V162H77V159H79V157H80V155L79 156H77L78 158L76 159V157H75V155H74V157H73V159L72 158H68L67 157V153H65L66 151H64L63 149H61V148H59L58 147V150H57V147H56V145H58V144H56L55 142H56V138L54 139L55 140V142H53V141H51L52 139H53ZM88 136H91V135H88ZM88 136H86V137H88ZM119 136H120V134H119ZM130 136V135H129ZM169 136V135H168ZM167 136V137H168ZM173 136V135H172ZM175 136V135H174ZM173 136V137H174ZM178 136H181V135H178ZM6 137H7V135H6ZM5 137V138H6ZM69 137V136H68ZM74 137V136H73ZM72 137V138H73ZM80 137V138H79ZM120 137H122V136H120ZM120 137H119V139H120ZM182 137V136H181ZM1 138V137H0ZM19 138V137H18ZM43 138V139H44ZM66 139H67V137H65ZM77 138V137H76ZM76 138L73 140V142H75L76 141ZM85 138V137H84ZM89 138V137H88ZM157 138V137H156ZM172 138V137H171ZM176 138H178V137H175V139ZM183 138V137H182ZM16 139H17V137H16ZM62 139H64V138H62ZM66 139H65V141H66ZM91 139V138H90ZM113 139V138H112ZM111 139V140H112ZM116 139V138H115ZM122 139V138H121ZM167 139V138H166ZM118 139H116V141H117ZM127 140V139H126ZM146 140V139H145ZM149 139L147 138V140L146 141H148ZM169 140H170V138H169ZM174 140V139H173ZM239 140V139H238ZM241 140V139H240ZM18 141V140H17ZM65 141H64V143H65ZM68 141V140H67ZM71 141V140H70ZM69 141V142H70ZM85 139H84V142L83 143H85ZM91 142L92 143V140H88V142ZM124 141V140H123ZM128 141V140H127ZM179 141V140H178ZM243 141H244V139H243ZM88 142H86V144L88 143ZM89 142V144H91ZM126 142V141H125ZM124 142V143H125ZM28 143H31V142H28ZM82 143V144H83ZM168 143V142H167ZM172 143V142H171ZM32 145H30V147H32V146H34L33 145V143H31ZM56 144V145H55ZM66 144V143H65ZM88 144V145H89ZM94 144V143H93ZM126 144V143H125ZM125 144H123V145H125ZM19 145V144H18ZM20 145H22L21 143H20ZM26 145H28L27 144V141H26ZM59 145H61V144H59ZM64 145V144H63ZM69 145H70V143H69ZM73 145V144H72ZM72 145H70V146H72ZM85 145V144H84ZM92 145V144H91ZM154 145V144H153ZM238 145V144H237ZM29 146V145H28ZM66 146H68V144L66 145ZM76 145H74V147H75ZM95 146V145H94ZM126 146V145H125ZM151 146V145H150ZM246 146V147H247ZM19 147V146H18ZM24 147V146H23ZM29 147V148H30ZM92 147H93V145H92ZM91 147V148H92ZM96 147V146H95ZM123 147V146H122ZM241 147H243V146H241ZM34 148V147H33ZM32 148V149H33ZM69 149L71 148V147H68ZM67 148V149H68ZM90 148V147H89ZM102 148H103V146H102ZM125 148V147H124ZM59 149H61V154L62 155H58V152H59ZM66 149V148H65ZM68 149V150H69ZM93 149H95V148H93ZM62 150L64 151V152H62ZM58 151V152H57ZM70 151V150H69ZM75 151V150H74ZM73 151V152H74ZM81 151V150H80ZM104 151V150H103ZM103 151H102V149H101V151H100V153H103ZM59 152V153H60ZM68 152V151H67ZM72 152V151H71ZM82 152V151H81ZM85 152V151H84ZM108 151H105V154L107 153ZM65 153V154H64ZM76 155H78L77 153V150H76ZM97 153V152H96ZM239 153V154H240ZM243 153V154H244ZM250 153V154H249ZM38 154V155H39ZM71 154V153H70ZM70 154H68V155H70ZM74 154V153H73ZM79 154H81L82 155V153H79ZM108 155L110 154L109 152L107 153ZM145 154V153H144ZM147 154V153H146ZM235 154V153H234ZM84 155L86 156L87 154L86 153H84ZM98 155V154H97ZM242 155V154H241ZM1 156H2V153H1ZM0 156V157H1ZM71 156V155H70ZM90 156H91V154H90ZM104 156H107V155H104ZM115 156V155H114ZM146 156V155H145ZM150 156V155H149ZM240 156V155H239ZM243 156V155H242ZM72 157V156H71ZM82 157V156H81ZM81 157H80V159H81ZM101 157L103 158V154L101 155ZM110 157V160H109V162L111 161V159H113V156H109ZM116 157V156H115ZM121 157V156H120ZM237 157H238V155H237ZM236 157V158H237ZM241 157V156H240ZM46 158V159H47ZM85 158H87V157H85ZM99 158H100V154H99ZM101 158V159H102ZM154 158V157H153ZM239 158V157H238ZM245 158V159H246ZM79 159V160H80ZM122 158H120V159H117V161L119 162V160H121ZM141 159H142V155H141ZM140 159V160H141ZM235 159V158H234ZM242 159V158H241ZM241 159H239V160H241ZM82 160V159H81ZM144 160H145V157H144ZM143 160V161H144ZM149 160V159H148ZM147 160V161H148ZM151 161L153 160V159H150ZM231 160V159H230ZM238 160V161H239ZM59 161V162H58ZM66 161V163H64ZM105 161H107V160H105ZM113 161V160H112ZM111 161V162H112ZM236 161H237V159H236ZM5 162V161H4ZM86 162H88V160H86ZM101 162V161H100ZM108 162V163H109ZM110 162V163H111ZM221 162V161H220ZM223 162H225V160H223ZM242 162H243V160H242ZM251 162V161H250ZM1 163V162H0ZM82 163V162H81ZM80 163V164H81ZM97 163V162H96ZM113 163V162H112ZM120 163V162H119ZM152 163V162H151ZM32 164V163H31ZM85 164V163H84ZM140 164V163H139ZM252 164V163H251ZM254 164L252 165V166H254ZM5 165V164H4ZM0 165V204L2 205V207L1 208H3V206H5L6 205V207H7V204H6V202H8L9 200H13V199H16V198H14V197H16L19 193H22L23 195H22V198H23V196H25V198L24 199H26V197L30 200V202L32 201V202H34L35 204H36V206H37V208H38V206H40L41 204H42V202H43V197H42V195L43 194H41V191H39L38 190V188L35 186V185H37V184H35L34 182H35V179H34V182H32V184H31V182H29V178H28V173L30 172V171H28V173H27V171H23L24 169L23 168H20V169H23V170H18V171H16V172H14L15 174H13V173H11V171L9 172L8 170H6L5 168H7L6 166L7 165ZM104 165V164H103ZM109 165V164H108ZM107 165V166H108ZM239 165V164H238ZM5 168H4V167ZM19 166V165H18ZM23 166V165H22ZM101 166V165H100ZM99 166V167H100ZM105 167H106V164L104 165ZM110 166V165H109ZM120 166V165H119ZM118 166V167H119ZM146 166V165H145ZM151 166H153V164L151 165ZM27 167V166H26ZM33 167H35V166H33ZM89 167V166H88ZM114 167V166H113ZM121 167V166H120ZM119 167V168H120ZM15 168H17V167H15ZM38 168V169H37ZM40 167H36V168H34V170L35 169H37L38 171L39 170H41L43 167H41V169H39ZM90 168V167H89ZM109 168H112L111 166L109 167ZM115 168V170H116V168L117 167H114ZM255 168V167H254ZM17 169H19V168H17ZM45 169V167L43 168V170ZM48 169H51L50 167L48 168ZM59 169V168H58ZM90 169H92V168H90ZM107 169V168H106ZM31 170V172L32 171H34L32 168L30 169ZM52 170V169H51ZM50 170V171H51ZM55 170V169H54ZM62 170V169H61ZM86 170V171H85ZM93 170V169H92ZM101 171H103V170H105V169H103L102 170V168L100 169ZM110 170H112V169H110ZM109 170V171H110ZM147 170V169H146ZM37 171V172H38ZM47 171V170H46ZM49 171V170H48ZM47 171V173H49L50 174V171L48 172ZM99 170H97L96 172L97 173H99L98 172ZM107 171V170H106ZM113 171V170H112ZM30 172V173H31ZM35 172H36V170H35ZM40 172V171H39ZM43 171H41L40 173H42ZM104 172V171H103ZM102 172V173H103ZM111 172V171H110ZM109 172V173H110ZM116 172L117 171H115V172H113V173H111V175H113V178L111 177V179L112 180H109V181H114L113 179H115V177H116ZM118 172H119V169H118ZM123 172V171H122ZM29 173V174H30ZM40 173H36L37 175H38V177L40 176ZM45 173V172H44ZM42 174V175H45V174ZM88 173V175H90V176H87L86 178L84 177V176H86V174ZM34 174V173H33ZM35 174V175H36ZM54 174V173H53ZM60 174L61 173H59L58 174V176H60ZM101 174V172L99 173V175ZM108 174V173H107ZM121 174V173H120ZM30 175H32V173L30 174ZM36 175V176H37ZM41 175V176H42ZM51 176H52V174H50ZM98 175V174H97ZM106 175V174H105ZM109 175V174H108ZM108 175H107V180H108ZM114 175H115V177H114ZM255 175V174H254ZM46 176H47V174H46ZM77 176V177H76ZM102 175H100L99 177L102 179V181H104V179L101 177ZM104 176V175H103ZM110 176V175H109ZM119 176V175H118ZM33 177V175L31 176V178ZM38 177H37V179H38ZM44 177V176H43ZM49 177V176H48ZM55 177V176H54ZM33 178H35V177H33ZM55 179V178H54ZM53 179V180H54ZM93 179H94V176H93ZM90 180V179H89ZM39 181V180H38ZM47 181V180H46ZM49 181V180H48ZM63 181V180H62ZM92 181V183L93 182H96L97 181V179H96V181L94 180H91ZM91 181H89V183L91 182ZM99 181H101V180H99ZM105 181H106V179H105ZM109 181H106L105 183H107V182H109ZM37 182V181H36ZM43 182V181H42ZM42 182H41V184H42ZM51 182V181H50ZM56 182V181H55ZM13 183V184H12ZM33 183L35 184V185H33ZM61 183V182H60ZM97 183H98V181H97ZM97 183H95V185L97 184ZM62 184H63V182H62ZM91 184V183H90ZM110 186H112V184H113V182L111 183L110 182ZM82 185V186H83ZM92 186H93V184H91ZM33 186H35V187H33ZM78 186V185H77ZM83 186V187H84ZM87 186H89V187H91L90 185H87ZM114 186V185H113ZM49 187H51L50 185H49ZM84 187V188H85ZM96 187H99L101 190H104V189H106L105 188V186H96ZM119 187V186H118ZM93 188V187H92ZM112 188V187H111ZM89 189V188H88ZM91 189V188H90ZM90 189H89V191H90ZM108 189V188H107ZM109 189H110V187H109ZM93 190V189H92ZM111 190V189H110ZM110 190H107V191H109L110 192ZM114 190V189H113ZM120 189H118V191H119ZM85 191H86V188H85ZM112 191V190H111ZM95 192H98V191H95ZM100 192V191H99ZM114 192V191H113ZM105 192L103 191V194H104ZM107 193V192H106ZM89 194V193H88ZM110 194V193H109ZM114 194V193H113ZM91 195V194H90ZM89 195V196H90ZM107 195V194H106ZM100 196V195H99ZM117 196V195H116ZM20 197H21V195H20ZM19 197V198H20ZM103 197V196H102ZM120 197V196H119ZM18 198V197H17ZM18 198V199H19ZM93 198V197H92ZM107 198H109V196L107 197ZM112 198V197H111ZM116 198H118V197H116ZM18 199H16L17 201H18ZM100 199V198H99ZM20 200V199H19ZM28 200V201H29ZM92 200V199H91ZM101 200V199H100ZM15 201V200H14ZM21 201V200H20ZM13 202V201H12ZM106 202V201H105ZM11 203V202H10ZM18 203V202H17ZM25 203V202H24ZM99 203V202H98ZM101 203V202H100ZM14 204V202L12 203V205ZM33 204V203H32ZM15 205V204H14ZM17 205V204H16ZM15 205V206H16ZM34 205V204H33ZM56 205V204H55ZM59 205V204H58ZM18 206V205H17ZM26 206V205H25ZM42 206H43V204H42ZM61 205H59V207H60ZM5 207V208H6ZM8 207H10L9 205H8ZM8 207H7V209H8ZM22 207V206H21ZM21 207H19V208H21ZM29 207V206H28ZM27 207V208H28ZM41 207V206H40ZM4 208V209H5ZM11 208H13V206H11ZM11 208H10V211H11ZM17 208V207H16ZM16 208H13V209H15L16 210ZM18 208V209H19ZM57 208V207H56ZM64 208V207H63ZM4 209H0V210H3V212L5 211ZM24 210H25V207L23 208ZM39 209V208H38ZM62 209V208H61ZM60 209V210H61ZM120 209V208H119ZM9 210V209H8ZM14 210V212H17V211H15ZM27 210H29V209H27ZM35 209H33V211H34ZM3 212H2V214H3ZM8 212V211H7ZM6 212V213H7ZM120 212V211H119ZM11 213V212H10ZM38 213V212H37ZM65 213V212H64ZM20 214V213H19ZM19 214H18V216H19ZM21 214H22V212H21ZM66 214H68V213H66ZM118 214V213H117ZM4 215V217L5 218H7L6 216H5V214H3ZM3 215L2 216H0L1 218L3 217ZM8 217H9V215H11V214H9L8 215V213L6 214ZM12 215H14V213H13V211H12ZM23 215V214H22ZM16 215H14V217H15ZM21 216V215H20ZM53 216V215H52ZM67 216V215H66ZM117 216H119V215H117ZM17 217V216H16ZM41 217V216H40ZM64 217H65V214H64ZM63 217V219H65ZM121 217V216H120ZM10 218H12V217H10ZM10 218H8V219H10ZM18 218V217H17ZM44 218H46V217H44ZM57 218H59V216L57 217ZM66 218H68V217H66ZM74 218V217H73ZM73 218H71V219H73ZM13 219V218H12ZM15 219V218H14ZM38 219V218H37ZM119 219V218H118ZM122 219V218H121ZM120 219V220H121ZM2 220H3V218H2ZM1 220V222H3ZM5 220V219H4ZM25 220V219H24ZM42 219H40V221H41ZM51 220V219H50ZM57 220V219H56ZM114 220H116V219H114ZM124 220V219H123ZM7 221V219L4 221V222H6ZM10 221V223L12 222V220H9ZM22 221V220H21ZM58 221V220H57ZM60 221V220H59ZM58 221V222H59ZM64 221V220H63ZM68 221V220H67ZM117 221V220H116ZM3 222V223H4ZM18 222V221H17ZM16 222V223H17ZM42 222V221H41ZM56 222V221H55ZM111 222V221H110ZM9 223V224H10ZM21 223V222H20ZM29 223V222H28ZM52 223V222H51ZM50 223V224H51ZM54 223V222H53ZM74 223V222H73ZM72 223V224H73ZM2 224V223H1ZM5 224V223H4ZM8 224V225H9ZM14 224V223H13ZM58 224V223H57ZM65 224V223H64ZM81 224V223H80ZM106 224H108V222L106 223ZM67 226H68V224H66ZM121 224H119V226H120ZM7 226V225H6ZM11 226V225H10ZM10 226H8V227H10ZM16 226V225H15ZM14 226V227H15ZM59 226V225H58ZM79 226V225H78ZM82 226V225H81ZM4 227V226H3ZM69 227V226H68ZM113 227V226H112ZM116 227H118L117 225H116ZM116 227H113V228H116ZM125 227V226H124ZM28 228H30V227H28ZM53 229L55 228V227H52ZM62 228H65V227H63L62 226ZM61 228V229H62ZM79 228V227H78ZM81 228V227H80ZM11 229H12V227H11ZM56 229V228H55ZM76 229H77V226H76ZM126 229V228H125ZM58 230V229H57ZM65 230V229H64ZM67 230H69V229H67ZM67 230H65V232L67 231ZM112 231L113 229H109V231ZM117 230H118V228H117ZM15 232H16V230H14ZM33 231V230H32ZM120 231V230H119ZM124 231V230H123ZM5 232V231H4ZM31 231H29V233H30ZM62 232V231H61ZM64 233V232H63ZM111 233V232H110ZM115 233H116V231H115ZM131 233V232H130ZM32 234H33V232H32ZM58 234V233H57ZM60 234V233H59ZM67 234V233H66ZM109 234V233H108ZM120 234V233H119ZM138 234V233H137ZM25 235V234H24ZM37 235V234H36ZM62 235V234H61ZM111 235V234H110ZM132 235V234H131ZM133 235H134V233H133ZM16 236V235H15ZM35 236V235H34ZM56 236H58V235H56ZM115 236V235H114ZM113 236V233H112V240L110 241V243L109 244H107L106 245V243H105V248H104V250L105 251H107L108 252V254H110V253H112L113 252V254L114 253H118V251L116 252V250H120V249H122V248H124L129 242H130V249H132L134 252H139V246H140V238L138 239L137 237H133V239H132V241H127L126 239H125V237H123V235H117V236H115L114 237ZM129 236H130V234H129ZM128 236V237H129ZM33 237V236H32ZM52 237H54V236H52ZM111 237V236H110ZM109 237V238H110ZM31 238V237H30ZM29 238V239H30ZM35 238H37V237H35ZM59 238V237H58ZM107 238V237H106ZM131 238V237H130ZM63 239V238H62ZM72 239V238H71ZM75 240V239H74ZM32 241V240H31ZM57 241V240H56ZM55 241V242H56ZM107 241V240H106ZM36 242H38V241H36ZM45 242H47V241H45ZM54 242V243H55ZM58 243H59V240L57 241ZM63 242H64V240H63ZM62 242V243H63ZM70 242V241H69ZM75 243H77L76 241H74ZM73 242V243H74ZM104 242V241H103ZM128 242V243H127ZM142 242V241H141ZM32 243V242H31ZM61 243V242H60ZM74 243V244H75ZM168 243V242H167ZM49 244V243H48ZM69 244V243H68ZM104 244V243H103ZM54 245V244H53ZM70 245H71V243H70ZM73 245V244H72ZM170 245V244H169ZM169 245L168 244H164V245H162L160 248H157L156 250H153V256H152V261H151V264H169L168 262H169V252H170V247H169ZM56 246H58V248L60 249V252H62V251H64L66 248L64 247L63 248V244H61L60 246L59 245H57L56 244ZM55 246V247H56ZM128 246V245H127ZM126 246V247H127ZM35 247H37V245H35ZM40 247V246H39ZM54 247V246H53ZM31 248H33V247H31ZM57 248V247H56ZM72 248V247H71ZM74 248H75V246H74ZM29 249H30V247H29ZM48 249V248H47ZM50 249V248H49ZM55 249V248H54ZM58 249V250H59ZM64 249V250H63ZM69 249V248H68ZM128 249V248H127ZM35 250V249H34ZM72 250H74V249H72ZM104 250H102L103 252H104ZM25 251V250H24ZM57 251V250H56ZM68 251V250H67ZM115 251V252H114ZM73 252V251H72ZM102 252V253H103ZM57 253H58V251H57ZM69 253V252H68ZM71 253V252H70ZM93 253V252H92ZM33 254V253H32ZM38 254V253H37ZM113 254H112V257H113ZM31 255V254H30ZM54 255V254H53ZM39 256V255H38ZM59 256V255H58ZM62 256V255H61ZM115 256V255H114ZM30 257V256H29ZM45 257V256H44ZM48 257H50V256H48ZM47 258V257H46ZM55 258V257H54ZM111 258V257H110ZM58 259V258H57ZM63 259V258H62ZM65 259V258H64ZM31 261V260H30ZM65 261V260H64ZM63 261V262H64ZM55 262V261H54ZM62 262V261H61ZM67 263H68V261H66ZM57 263V262H56ZM36 264V263H35ZM58 264V263H57Z\"/></svg>","mask_w":264,"mask_h":264}]
</instances>
